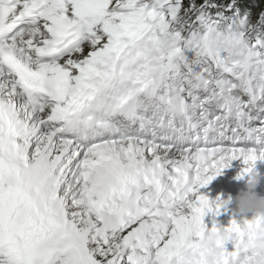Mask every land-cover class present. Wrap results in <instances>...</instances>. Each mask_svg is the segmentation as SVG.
I'll use <instances>...</instances> for the list:
<instances>
[{"label":"snow or ice","instance_id":"1","mask_svg":"<svg viewBox=\"0 0 264 264\" xmlns=\"http://www.w3.org/2000/svg\"><path fill=\"white\" fill-rule=\"evenodd\" d=\"M255 6L0 0V264H264L199 194L264 160Z\"/></svg>","mask_w":264,"mask_h":264},{"label":"bare ground","instance_id":"2","mask_svg":"<svg viewBox=\"0 0 264 264\" xmlns=\"http://www.w3.org/2000/svg\"><path fill=\"white\" fill-rule=\"evenodd\" d=\"M244 167L246 165L241 160H233L229 167L222 170L221 175L217 176L206 187L200 189L199 194L205 196L210 203L217 200V198L220 201H234L238 193L244 188V179H237ZM255 169L261 176L256 192L258 196L264 197V160H256ZM232 208L233 204L229 203L220 209L219 215H213L211 212L206 213L203 218L205 227L210 230L215 226L222 232L232 220L240 224V218L233 214ZM245 219L251 220V214H248ZM224 248L228 252L233 251V242L229 240L224 244Z\"/></svg>","mask_w":264,"mask_h":264},{"label":"clouds","instance_id":"3","mask_svg":"<svg viewBox=\"0 0 264 264\" xmlns=\"http://www.w3.org/2000/svg\"><path fill=\"white\" fill-rule=\"evenodd\" d=\"M240 179H244L243 190L234 201H227L225 206L233 204V214L240 218V225L244 227L240 250L246 253H264V197L258 196L256 192L261 176L256 171L255 164L247 165ZM248 214H251V220L245 219ZM257 219L258 224L255 223ZM246 221H252V226H245ZM229 238L225 234V239Z\"/></svg>","mask_w":264,"mask_h":264},{"label":"rangeland","instance_id":"4","mask_svg":"<svg viewBox=\"0 0 264 264\" xmlns=\"http://www.w3.org/2000/svg\"><path fill=\"white\" fill-rule=\"evenodd\" d=\"M255 9H258L256 13L253 12V19L256 18L257 13L261 10L264 9V0H255ZM228 242V241H227ZM225 249V248H224Z\"/></svg>","mask_w":264,"mask_h":264}]
</instances>
